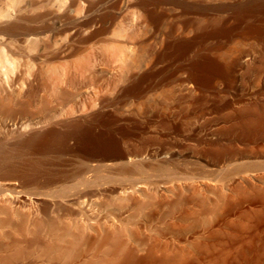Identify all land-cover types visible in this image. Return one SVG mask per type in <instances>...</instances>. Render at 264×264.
<instances>
[{
    "label": "rangeland",
    "instance_id": "1",
    "mask_svg": "<svg viewBox=\"0 0 264 264\" xmlns=\"http://www.w3.org/2000/svg\"><path fill=\"white\" fill-rule=\"evenodd\" d=\"M64 1L62 0V2ZM148 3L149 7L147 6V10L159 14L160 27L159 29H155L150 24L137 25L136 28L133 26L136 30L135 33L137 34V32H139L140 34L138 33L137 35H141V38L135 34L139 43L137 46L130 49V51L127 50L128 63L131 64V66L128 65V69L122 70V68H120L121 62L119 61L120 56L118 54L113 52L110 53V51L106 53L108 51L104 50L106 46H104L102 37L100 39L94 37L96 40L91 38L88 39L87 42L86 39L83 41H79L78 39L74 40L79 44L77 45L79 49L75 47L77 43L72 42V47H74L72 50H75V52L71 51L72 54L69 53L70 56H64L63 58H57L58 56H55L56 47L58 46L56 42H50L49 44L39 42L43 47L47 45L44 47V52L47 55V60L50 58L48 61H43L44 64H42L43 66L39 70L40 73H43H41V75H43L41 76L42 79L40 80L39 77L38 88L35 93L29 90L27 91V88H24L22 89L23 96L18 98L20 100L17 99L18 101L15 100L10 107L5 106L1 109L0 131L2 132L3 121H8L9 124L26 121L36 123L49 119L51 124H57V127L54 125L53 127L59 130L77 129L81 137L83 136L82 139L85 137V140L83 139L84 141L103 146L105 145L106 153L105 151H101L100 154L95 156V160L98 159L104 163H118V161H122L124 158L120 155L123 152L128 156L133 157L137 155L136 157L139 156L141 158H143V156L144 158L145 156L148 157L147 155L152 153L157 154L162 152V154H173L175 160L173 163L175 165H172H174L175 173H177L176 176H174V174L171 175L170 178V176H167L165 173L159 174V172L155 170L150 172L152 176L151 180L160 182L162 185L166 182L168 183L169 180H173L174 184H170V182L168 184L184 186V192L181 197L185 205L181 202L182 204L180 203L178 207H176L177 205L174 206L175 202L173 201L176 200V195H172V198H170L169 195L166 194H162V203H160L158 199L154 202V205L161 206H159L161 210H158L160 212H158L157 217L159 214L160 215L159 218L156 217L149 223H158L162 225V240L166 239L162 244L167 242L169 243L167 245L170 247V251L167 252H163L164 249H162V263L159 262V264H264V182L257 180L243 182L235 175V183L233 182L232 184L234 190L236 189L234 193L237 194V196L234 194L235 197H233L230 195L231 192L227 187V182H229L228 177L224 178V175H222L225 169L227 172L228 170L241 168L244 165L252 166V163L253 166H256L253 161L264 160V132L253 133V135L251 134L244 137H242L243 134L241 133L242 130H247L248 128L253 127L257 129V127H264V37L257 34L258 28L262 26V23L264 27V0H148ZM174 8H176L175 10L178 13H175L176 11ZM166 13H175L176 15H172L170 18ZM179 13H181V15ZM130 23H132V19H130ZM176 23L181 25V30L177 29ZM175 27L177 29L176 31L173 30ZM178 31L179 33L177 34ZM162 32H166L165 36ZM180 33L181 35H179ZM161 37L163 38L161 39ZM61 40L62 42L67 41L66 33L60 35L59 41L61 42ZM13 44L12 46L14 48H11L10 45L0 47L1 52H4L11 60V65L9 64V66H7L10 70H8L6 66L3 67V69L6 70L4 78L6 79V77L10 78V76L19 75L18 73L21 75L24 74V76L27 77L31 76L33 72L31 71L32 67V70L35 69L34 72H36V69L38 70L39 65L36 63H38L39 60H35L38 62L34 60L31 61L27 64L28 66L25 65L26 63L24 64L23 61H25L24 58L26 56L28 57L31 55V50L33 48L31 49V46H29L30 48L27 47L28 45L26 43L20 41H16V43L14 41ZM41 44L39 45L37 43L39 46H41ZM80 44L82 46H80ZM39 46L35 48L43 49V47ZM136 48L139 49L136 51ZM218 53L221 54L219 55ZM82 54L87 58L89 56L88 61L92 58L89 61L91 65L88 63L86 68L79 69L75 65V60L80 56L83 57ZM133 55H135V57ZM203 55H211V57L219 59L222 64L228 67L227 71L230 69V72L228 71L229 74L227 73L228 76L226 75L224 79L218 81L215 89L209 93H205L182 80L185 74V72L181 70L182 66H185V64H192L197 61V59L204 58L205 56ZM133 58L134 60L136 58V61H134ZM13 59H16V61ZM13 61L15 62L14 64ZM146 63H149L147 64L149 66H147ZM251 64L252 66H250ZM50 65H55L56 67H51ZM12 66H14L15 69ZM19 66L20 68H18ZM26 67H28L27 69L30 75L26 71ZM52 68L59 74V76H53L54 81L53 78L51 79L50 77L51 73L49 74V70ZM11 70H13L14 73ZM58 70L59 72H57ZM126 70H129V73ZM69 72L71 77L73 76L74 79L76 78V82L74 81L75 84L73 83V85L72 83L71 85H67V83H64L66 79L63 80L64 78L70 77ZM46 79H49V82ZM118 79H120V81L123 80V82H120ZM56 80L59 81L57 82ZM19 84L18 87H20ZM20 85L21 87L23 86L22 81ZM53 87L55 89L57 88L56 91L58 88L62 91L67 88L66 96L62 97L55 89H52ZM100 91L101 93H98ZM28 93L31 95L29 96ZM95 94H98L99 97L103 96L97 100L95 96L98 95ZM261 95L263 96L261 97ZM91 99H94V101H91ZM17 103H19V105ZM247 104H249V106ZM77 107L86 110L87 113L81 116L80 114L78 115L76 111L78 110ZM93 108L95 109L93 110ZM72 110L76 112L74 111V113ZM255 113L258 115L253 117ZM250 114H252L250 118H255L256 121L252 123L247 121L250 120L248 118ZM250 125L253 126L250 127ZM68 142L71 145L75 143L73 139H69ZM227 143L230 144L229 146L231 148H229V150L231 151L224 155H218V149L226 147V145H228ZM112 146L114 147L112 148ZM260 146L263 147L261 148ZM254 147H256V149H254ZM50 158L58 162L57 164H51L50 167L65 175L64 183H71L73 181L71 173L80 164L79 155L75 153L60 154L51 156ZM234 161L237 162L233 163ZM252 167L251 169H254L253 173H260L259 175L262 174L264 178V166H262V164L254 168ZM91 174L93 173H87L89 176ZM201 176L204 177L205 180L201 179ZM218 177L220 180L217 179ZM222 181H224V184ZM3 182L7 183L9 180H3ZM186 182L187 184L185 186L184 184ZM216 185L219 187H215ZM192 188L193 190H190ZM116 194H113L112 197L116 196L115 198L117 199L120 194ZM112 197L110 196L108 197L109 199L104 198L103 200L102 198H95L93 200L94 206L92 205V207H94L93 209H97L98 212L102 210V212L99 213L104 215L114 210L115 212L113 213H124V216L128 217L131 213L133 214L136 212L137 204L135 203L143 201V198L139 197L136 199V202H132L129 206L125 207V209L121 208V210H117L113 199L111 200ZM115 198L114 200H116ZM108 200H111L109 201L110 208L109 206L107 207ZM111 202H113V204ZM223 205L226 209L221 207ZM111 206L114 208L111 209ZM128 207L131 209H128ZM170 207L171 210L169 209ZM179 208L183 212L181 217H178L176 213L172 212V209L178 210ZM221 208L228 211H226V213L223 212L226 217H222ZM76 209L73 208V211H76ZM97 211H95V213ZM185 212L189 215H185ZM173 215L176 216L174 217ZM182 217L183 219L185 217L184 220L187 223H196V228H198V230L201 229L202 234L201 237L199 235L200 239L198 238L196 243L184 247V250L181 249V247H175L176 243L173 239L174 233L171 228L174 221H176L174 223H185L182 221ZM138 219L135 218L134 221H132L138 223L136 221ZM56 220H58V218ZM82 220L83 219H79L80 223L84 222V220ZM61 221L67 220L62 219ZM138 221L142 223V220ZM204 228H208L206 232L202 231ZM256 234L261 236L259 237ZM171 247H175L177 251L174 249L172 250ZM178 261L180 262L178 263Z\"/></svg>",
    "mask_w": 264,
    "mask_h": 264
},
{
    "label": "bare ground",
    "instance_id": "2",
    "mask_svg": "<svg viewBox=\"0 0 264 264\" xmlns=\"http://www.w3.org/2000/svg\"><path fill=\"white\" fill-rule=\"evenodd\" d=\"M148 4H149L148 0H65L64 2H62V0H0V47L1 46L5 47V46L10 45L11 48H14L12 46L14 41L15 43L16 41L24 42L28 45L27 47L31 46V49L33 48L32 50L30 49L31 55H29L28 57L26 56L27 58L26 57L24 58L25 59V61H23L24 64L26 63L25 65H27L33 60L34 61L39 60V62L35 61V62H38L36 64L39 65V68L37 66L38 70L36 69V72H34L35 69L32 70L33 69L32 67L31 71L33 72L31 73V76L27 77V76H24V74L21 75L20 73H18L19 75H16V76L13 75L12 77L11 76L10 78L6 77L5 79L4 74L6 75V70H4L3 67L9 66V64L11 65L10 63L11 60L9 56H7L4 52H1L0 50V111L5 106L10 107L12 103L15 102V100H17L18 98H21V96H23L22 89L27 88V91L29 90L32 93L36 92L38 88L39 77L41 80L42 79L41 76H43L41 75L42 72L40 73L39 70L42 68L43 66L42 64H44L43 61L47 60L46 58L47 55L44 52V47L47 45L43 47L41 44L42 42H44V44H47V43L49 44L50 42H56V45L58 44V46L56 47L55 56L57 55L58 56V57L56 56L57 58L59 57L63 58L64 56H70L69 53L72 54L71 51L75 52V50H72V48H74L72 47V42L73 43L76 42L74 40L78 39L79 41H83L84 39H86V42H87L88 39H91V38L95 39L94 37H97V39H100L102 37V40L104 41V46H106L104 47L106 48L104 50L108 51L106 53H109L110 51V53L113 52L115 54H118L120 56V58L118 57L119 61L121 62L120 68H122V70L128 69V65L131 66V64L128 63L127 50L130 51V49L137 46V44L139 43V41L136 38V35L139 32H137L136 34L135 33L136 30L134 29L133 26H135L136 28L137 25L139 26L142 24H145V25L150 24L155 29H159L160 27L159 26L160 25L159 14H156L152 11H148L147 10V8L149 7ZM175 9L176 8H174V10ZM175 13H178V12L176 11ZM175 13L174 14L166 13V14L169 15L170 17L172 15L175 16L176 15ZM179 14L181 15V13ZM130 19H132V23H130ZM206 20H209V19H206ZM175 25L177 26L178 30L182 29L179 23H176ZM177 29L175 27V29L173 30L176 31ZM62 33H66L67 41L63 40L65 42H62V40L61 42L59 41L60 35ZM162 33L165 36L166 32H162ZM178 33L179 31L177 32V34ZM257 34L260 35L261 37H264L263 23H262V26L258 28ZM179 35H181V33ZM162 38L163 37H161V39ZM37 43L39 45L41 44V46L37 45ZM81 44L80 46H82ZM75 45L73 46L77 48V45L79 44L77 43ZM37 46L43 47V49L35 48ZM83 46H84V43H83ZM137 49L139 48H136V51ZM52 56H51V59H52ZM133 56L135 57V55ZM203 56L205 57L199 60L197 59V61H195L196 60L195 58L194 60L195 62H193L192 64L186 65L184 63L185 66H182V69H181L182 71L185 72L182 80L184 82L190 83V85H193V87H197L198 89L204 91L205 93H209L215 89L218 81L226 77L228 71L230 72V69L227 71L228 67L222 64L219 59L215 57H211V55L209 56L203 55ZM88 58L85 57V55H83V57L80 56L77 60H75L76 61L75 65L79 69L86 68L89 61L92 59L91 58L88 61ZM13 60L16 61V59H13ZM134 61H136V58ZM14 63L15 62L13 61V64ZM147 64L149 63H146V65ZM89 65H91V63H89ZM53 66L56 67L55 65ZM250 66H252V64ZM7 68L8 70H10L9 67ZM18 68H20V66ZM18 68L16 67L17 70ZM27 68L28 67H26V71L28 72ZM13 70L11 71L13 72ZM49 71H48L49 74L51 73L50 75L51 79L53 78V76L54 77H56V75L59 76V74L56 73V70L54 68L50 69ZM57 72H59V70ZM29 73L30 72H28V74ZM25 75H26V72H25ZM69 76L70 77L63 79V80L66 79L64 83H67V85L68 84L71 85L72 83L73 85L74 81L76 82L75 80L76 78L74 79L73 76L71 77L70 72H69ZM117 76H123V75H117ZM118 80L120 81V79ZM21 81L23 84L22 87L20 85ZM53 81H54V78H53ZM120 82H123V80ZM18 84L20 87H18ZM54 87L52 89H55ZM66 90L68 89L66 88ZM66 90L64 91L66 92ZM64 91L58 88L56 92H58L62 97H65L67 92L65 93ZM98 93H101V91ZM28 94L29 96L31 95L30 93ZM95 95H98V94H95ZM262 96L263 95H261V97ZM101 97H99V95L95 96L97 100H99ZM92 100L94 101V99H91V101ZM17 104L19 105V103ZM247 105L249 106V104ZM91 108H92V105H91ZM94 109L95 108H93V110ZM76 111L78 115L80 114V116L87 113L86 110L79 109V108ZM251 115L252 114H250V116L248 117L250 120H247L250 123L256 121L255 118H252V119L250 118ZM255 115L257 116L258 114L256 113L253 114V117H255ZM3 122L4 123L2 125V132L0 131V264H159V262L162 263L161 262L162 261V249H164L163 252H167V251H170V247L169 245H167L169 244L167 242L165 244L164 243L162 244V242L166 240V239L162 240V225H159L158 223H149L157 217L158 212H160L158 210H161L159 209L160 205H154L155 204L154 202H156L155 200L158 199L159 202L162 203L161 202L162 194L169 195L170 198H172V195H176V200L173 202H175L174 206L177 205L176 207H178L183 200L181 196H182V193L184 192V186L170 185V184H174L173 180L168 181V183L170 182V184L166 182L162 185V183L160 182L151 180L152 176L150 172L155 170L159 172V174L165 173L167 176H170V178H171V175L175 174L174 176H176L177 173H175V168H174L175 164L173 163V161L175 160H174L173 154H170V153L162 154V152L157 153V154L152 153L150 155H147L148 157L145 156L144 158L143 156V158H141L139 156L136 157L137 155L133 157L128 156L122 151L123 153H121V155L119 153V155L123 156L124 158L122 161L120 162L118 161V163H115V162H107V163L105 162L104 163L101 160H98V159L95 160V156L100 154L101 151H105L106 153L105 145L103 146L100 144H95V143L84 141L85 137L83 138L84 139L83 140L82 139L83 136L81 137L77 129L76 130L67 129L65 131H62V129H60L61 130L60 131L58 128H55L57 127L56 126L57 124L56 125L55 123L51 124L49 122V119H46L45 121H42V122L41 121L36 122V123L32 121L31 122L26 121V122H21V123L16 122V123H11V124H9L8 121H7L8 123L6 121H3ZM53 125L55 127H53ZM252 126L250 125V127ZM263 132H264V127L262 128V126L257 127V129L252 127V128H248L247 130L246 129L242 130L241 133L243 134V136L242 135L241 136L244 137V136H249L251 134L253 135V133L256 134V133H263ZM69 139H73L75 141L74 145H71L68 142ZM229 145L230 144L226 145V147L224 148L222 147L218 149L219 150L217 151L218 155H221V154L224 155L230 152L231 150H229V148L231 147ZM113 147L114 146H112V148ZM254 149H256V147H254ZM73 153L79 155L80 164L71 173L73 181L71 183H64L65 175L61 174L59 171H56L50 167L51 164L58 163L54 161L55 159H52L50 157L55 156V155L57 156L60 154H73ZM236 162L237 161H234L233 163H236ZM253 162H255L254 164H256V166L261 165V164L262 166H264V160L253 161ZM252 166H253V163H252ZM252 166L244 165L241 168H236L234 170H228L227 172L225 171L226 169L224 170V173H222V175H224V178L228 177L229 182H227V187H228V190L231 192L230 194L231 196L233 197L237 196V194L234 193L236 189L234 190V187L232 184L235 180V175L240 181H243V182L249 181V180H252V181L257 180L260 182H264V178L262 177V174L259 175L260 173L258 174L256 172L253 173L254 169H251ZM256 166H253L252 168ZM88 172L89 173L92 172L93 174L89 176L87 175ZM201 179L205 180L204 177H202ZM217 179L220 180L219 177ZM3 180H9V182L4 183ZM222 183L224 184V181H222ZM186 184L187 182L184 185L186 186ZM215 187L218 188L219 186L216 185ZM190 190H193V188ZM116 193H118V195L120 194L117 197V199L115 198L117 196ZM113 194H116V196L112 197ZM110 196L112 197L111 200L113 199V202L116 205L117 210L118 209L121 210V208L125 209V207L129 206L132 202H136V199L139 197L140 198L142 197L143 201L135 203L137 204L136 212H134L133 214L131 213L132 215L130 214V216L128 217L124 216V213L115 214L113 213L115 212L114 210L113 212L107 211L108 213L104 215V214L99 213V212H102V210L98 212L97 209L96 210L93 209L94 207H92V205L94 206L93 200L95 198H102L103 200L104 198L107 199ZM114 198L116 200H114ZM215 199H220V198H215ZM111 200H108V205L106 201V205L107 207L109 206V208H110L109 201ZM113 202L111 203L113 204ZM221 207L225 208L224 205ZM73 208H75L76 211H73ZM113 208L114 207H112L111 209ZM129 208L130 207H128V209ZM224 208H221V214H223L222 217H226L224 216L225 214L223 212L226 213L227 210L225 211L226 208L225 209ZM169 209L171 210V207ZM179 209L178 210L175 209L176 211L172 209V212L176 213L178 217H181L183 212L181 209H180L181 211ZM95 211H97L98 213L97 212L95 213ZM188 213H189V210H188ZM188 213H186L185 215H189ZM159 215L157 218H159ZM54 216L56 219L58 218V220H56ZM173 216L175 217L176 215H173ZM135 218L137 219L139 218L138 220H142V223H139L140 221L138 220H136L138 223H134L133 221ZM60 219L61 220L64 219L67 221H61ZM79 219H83L84 222L80 223ZM184 219L182 220L183 222H185ZM174 222L172 223L171 228H172V232L174 233L173 239L175 240V243H176L175 247H179V248L181 247V249H183L184 247H187L188 245L196 243L198 238L200 239L202 235L201 229L198 230V228H196L195 226L196 223H187V222L182 223L180 221H179L180 223H174ZM247 223H250V222H247ZM207 229L208 228H204L202 231L206 232ZM162 245H163V248H162ZM175 247L173 248L171 247V249L172 250L174 249L177 251ZM179 262L180 261H178V263Z\"/></svg>",
    "mask_w": 264,
    "mask_h": 264
}]
</instances>
